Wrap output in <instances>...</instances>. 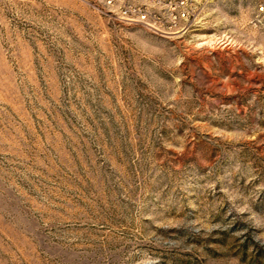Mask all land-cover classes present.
<instances>
[{"label":"rangeland","instance_id":"rangeland-1","mask_svg":"<svg viewBox=\"0 0 264 264\" xmlns=\"http://www.w3.org/2000/svg\"><path fill=\"white\" fill-rule=\"evenodd\" d=\"M255 2L162 37L0 0V264H264Z\"/></svg>","mask_w":264,"mask_h":264},{"label":"built area","instance_id":"built-area-1","mask_svg":"<svg viewBox=\"0 0 264 264\" xmlns=\"http://www.w3.org/2000/svg\"><path fill=\"white\" fill-rule=\"evenodd\" d=\"M155 35L175 36L193 25L214 0H79ZM252 24L264 32V0H256Z\"/></svg>","mask_w":264,"mask_h":264}]
</instances>
